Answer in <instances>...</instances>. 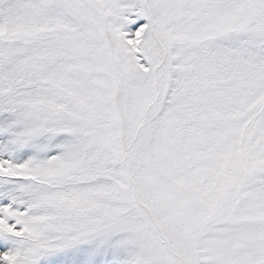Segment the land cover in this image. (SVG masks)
I'll return each instance as SVG.
<instances>
[{
	"label": "snow or ice",
	"instance_id": "snow-or-ice-1",
	"mask_svg": "<svg viewBox=\"0 0 264 264\" xmlns=\"http://www.w3.org/2000/svg\"><path fill=\"white\" fill-rule=\"evenodd\" d=\"M0 264H264V0H0Z\"/></svg>",
	"mask_w": 264,
	"mask_h": 264
}]
</instances>
